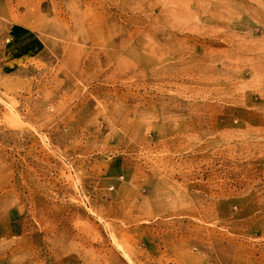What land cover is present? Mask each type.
Segmentation results:
<instances>
[{"label": "rangeland", "instance_id": "obj_1", "mask_svg": "<svg viewBox=\"0 0 264 264\" xmlns=\"http://www.w3.org/2000/svg\"><path fill=\"white\" fill-rule=\"evenodd\" d=\"M0 264H264V0H0Z\"/></svg>", "mask_w": 264, "mask_h": 264}]
</instances>
